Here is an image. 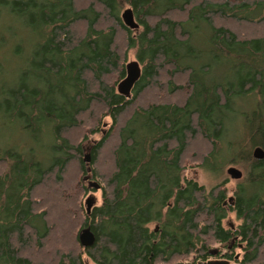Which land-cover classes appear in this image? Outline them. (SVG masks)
Here are the masks:
<instances>
[{
  "label": "trees",
  "instance_id": "obj_1",
  "mask_svg": "<svg viewBox=\"0 0 264 264\" xmlns=\"http://www.w3.org/2000/svg\"><path fill=\"white\" fill-rule=\"evenodd\" d=\"M123 4L141 29L136 34L118 15ZM216 18L262 35H242ZM18 27L32 49L10 84L3 76L22 55ZM195 41L209 49H196ZM121 43L135 49L141 69L128 98L109 81L125 76ZM216 67L234 79L214 77ZM149 91L156 95L142 102ZM248 95L258 98L256 109L234 110L243 120L242 145L224 132L225 110ZM103 117L110 128L92 146L91 164L112 137L109 171L100 175L102 186L92 182L101 189L100 204L85 209L71 235L66 206L74 196L65 176L77 166L89 177L72 132ZM0 119V128L18 123L32 140L0 145V264L233 260L210 243L238 246V264H264V159L247 151H264V0H0ZM201 143L208 146L201 167L226 154L246 162L232 199L223 185L206 190L183 175L185 157ZM228 212L240 221L234 229L222 225ZM86 227L95 240L84 248L78 234ZM63 230L72 238L56 241ZM67 243L76 250L45 254L47 246Z\"/></svg>",
  "mask_w": 264,
  "mask_h": 264
},
{
  "label": "rangeland",
  "instance_id": "obj_2",
  "mask_svg": "<svg viewBox=\"0 0 264 264\" xmlns=\"http://www.w3.org/2000/svg\"><path fill=\"white\" fill-rule=\"evenodd\" d=\"M129 9V7L125 4H123L118 12V15L121 17V15L123 14V12ZM215 23L217 25L220 26H230L231 28H235V29H239L238 31H240V34L244 33L247 34L249 36H258V35H262V31L258 30L255 27H251L249 25H239V24H235L232 21H228V20H224L222 21L221 19L216 18ZM140 27L135 29L133 34H136L140 31ZM243 35V34H242ZM241 35V36H242ZM18 36L20 37V39L22 38V42L23 44H21V52L22 55H20V57L18 58V60H16L15 63H13L14 66H16L15 68H13V66L11 67V72H8V75L3 76L5 80H7L8 83L12 84L15 80L14 78V74L13 72L16 71L17 68H20V66L22 65L25 66V64L21 63L22 60L24 62V58L27 57L29 53H31V49L32 46L30 44H27L26 40L28 38V35H26V31H24L22 28L18 27ZM121 34L119 33L117 36V41H119ZM196 45L195 48L198 49H209L208 46H204L202 43H198L197 41L194 42ZM119 52L121 53V57L123 59V63L124 65H126L128 62L130 61H137L136 56H135V49H125L124 45L121 43L119 46ZM17 63V64H16ZM214 77L217 78H222L224 81H228L231 79H234L233 74H229L227 73L226 69L224 68H220V67H216L213 70V73L211 74ZM211 77V76H210ZM212 78V77H211ZM116 76H111L109 78V81L114 84L115 82V88L117 86V83L120 81V79H118L117 81ZM154 95H156V92L154 91H149L146 93V95H144L142 97V102H144L145 100H150L152 97H154ZM258 101V98L255 96L253 97L252 95H248L247 97H244L243 100L240 101V99L237 101H235L236 103H234L233 107L231 110H225V129L224 132L227 135V137H229L232 140H236L237 142L239 141L242 145H244V137H245V129L242 126L243 125V120L242 118L240 119V117H238V114H235L234 110L237 109L239 111L241 110H245L246 113H250L253 110L256 109V102ZM259 107V106H258ZM263 107H260V109H262ZM263 111V110H262ZM102 114V113H101ZM101 114H98V119L101 118ZM97 119V118H96ZM238 120V121H237ZM94 121V120H93ZM85 121L83 122V125H81L79 128L75 129L72 132V137L75 143H80L81 147H82V156L81 159L82 161L85 158V155H89V160L87 162H84L85 164V168L89 169V177L92 176V178L90 179L91 182H97L98 184H100L101 186L103 185V177L101 178L100 175L101 174H107V172L109 171V167H110V163L109 160L107 158L108 156V152L110 150V146L113 144V141L111 140V138L109 139V142L104 146V148L101 150V152L99 153V156L97 158V161H95L94 164H91V152L90 150L92 149V146L95 145V143L97 141H99V139H101L109 130L110 128V119L108 117H103L99 123L95 124V121ZM1 124H3L4 122L0 119ZM0 124V125H1ZM237 126V132L236 134H234V132H232V128H235ZM18 127V123H12V124H6V126L1 127L0 128V145L2 146H6V145H15V144H20L22 142H29L31 143L32 140L30 139V137H28V135L26 133H23L21 131L17 130ZM111 140V141H110ZM243 140V141H242ZM197 141H200V139H198ZM203 142V141H201ZM255 148V146H250L247 151L249 152L250 156L252 155L253 149ZM192 151H190L191 154L187 155V157H185V162H184V170H183V175L186 176L188 179H192L194 181L197 182L198 185L203 186L206 190H209L210 188L216 186V185H223L224 189L226 190V195H227V199L233 198L234 197V192L237 189V187L240 184H243L245 178H246V167L247 164L246 162L242 161V160H229V154H226L224 156V158L218 161H214L211 162V164H208V167H201L198 165L200 158L202 155H204L207 150H208V146L204 143L201 144H195L192 147ZM234 156V154H233ZM228 158V159H227ZM227 159V160H226ZM224 160V163L222 164V161ZM220 161V162H219ZM212 166H215L217 168V170L213 171L211 168ZM101 167L102 170L99 171V174L97 176L94 175V169L96 170V168ZM229 167H234L238 170L241 171L242 176L239 179H231L226 171ZM71 168V165H70ZM69 168V169H70ZM0 169L3 170V167L1 166ZM91 169V171H90ZM215 169V168H214ZM1 170V171H2ZM69 172L67 173V175L65 176V180L66 183L71 187V191L69 194L72 193V195L74 196V200L73 202H71L70 204H68L66 206V211H68V213H70V221H71V235H75L77 233L76 228L78 227V225L82 222L83 216H84V212L86 209L85 206V200L88 196L92 195L94 197V203L95 205H99L100 204V197H101V189H97V190H92L89 188V182L87 180L83 181V177L85 176V170L84 172H80L79 169L77 168V166H73L70 170H68ZM244 188V187H243ZM65 194V193H64ZM40 197V196H39ZM43 200V203L45 202V205L42 206L43 209L48 208L49 207V203L47 202V199H45L44 197H40ZM51 205V204H50ZM51 207V206H50ZM230 224L232 226V228H236L237 226H239L240 221L238 219H236L235 217V213L234 212H228L226 218L222 221V225L224 228H229L230 226L228 225ZM153 224L150 225V228H153ZM67 230V229H66ZM70 232V230L68 229V233ZM73 232V234H72ZM66 233L63 230V234L61 232L58 233L56 235V241L58 238H61L63 236L66 237L70 236V234ZM56 234V233H55ZM69 238V237H68ZM70 238H72V236H70ZM211 249H217L218 251H220L221 254L223 253H227V252H231L233 260H228L225 259L224 257H222L221 255H219V257H211L210 259H215V260H228L229 264H238L239 260L241 259L243 252L241 251L240 248H238V246H233L231 243L228 244V246H220L219 244H209ZM232 247V249L229 251L228 249H230ZM59 249V251L63 252V251H68L71 249L76 250V246L73 245L72 243H67L66 245H62V247L60 246H47L45 248V254H49V256L52 254V252L55 249ZM193 260V255H190L186 258H180L178 260H176L173 264H190L191 261ZM84 262L85 264H92L89 260H87L84 257Z\"/></svg>",
  "mask_w": 264,
  "mask_h": 264
},
{
  "label": "water",
  "instance_id": "obj_3",
  "mask_svg": "<svg viewBox=\"0 0 264 264\" xmlns=\"http://www.w3.org/2000/svg\"><path fill=\"white\" fill-rule=\"evenodd\" d=\"M121 19L123 23L129 27L130 29H137L138 24L135 22L132 11L130 9H126L121 15ZM141 74V69L138 61H130L125 65V76L116 86V90L118 94L124 97H130L131 91L135 83L138 81ZM252 156L256 160L264 159V151L260 147H255L252 152ZM89 160V155H85L84 161L87 162ZM227 175L231 179H239L242 176L240 170L229 167L226 171ZM90 187L94 190L99 188L97 183H90ZM94 197L92 195L88 196L85 200L86 213H89L91 207L94 203ZM94 235L90 231L89 227L83 228L78 234V241L82 247H90L94 243ZM205 264H229L228 260H215L209 259L205 262Z\"/></svg>",
  "mask_w": 264,
  "mask_h": 264
},
{
  "label": "flooded vegetation",
  "instance_id": "obj_4",
  "mask_svg": "<svg viewBox=\"0 0 264 264\" xmlns=\"http://www.w3.org/2000/svg\"><path fill=\"white\" fill-rule=\"evenodd\" d=\"M83 179H84V180H87V181L89 182V184L92 183L91 180H90V179H91L90 177L84 176ZM230 199H232V198H230ZM228 225L230 226V227H229L230 229H234V228H232V226H231L230 224H228ZM229 228H228V229H229Z\"/></svg>",
  "mask_w": 264,
  "mask_h": 264
}]
</instances>
